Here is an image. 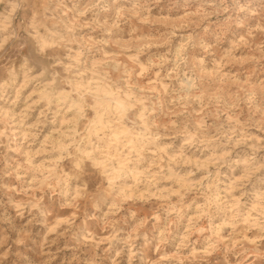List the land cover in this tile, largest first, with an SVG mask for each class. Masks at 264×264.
Masks as SVG:
<instances>
[{
    "label": "rangeland",
    "instance_id": "obj_1",
    "mask_svg": "<svg viewBox=\"0 0 264 264\" xmlns=\"http://www.w3.org/2000/svg\"><path fill=\"white\" fill-rule=\"evenodd\" d=\"M0 264H264V0H0Z\"/></svg>",
    "mask_w": 264,
    "mask_h": 264
},
{
    "label": "bare ground",
    "instance_id": "obj_2",
    "mask_svg": "<svg viewBox=\"0 0 264 264\" xmlns=\"http://www.w3.org/2000/svg\"><path fill=\"white\" fill-rule=\"evenodd\" d=\"M97 91L96 93V96L100 97L99 101H98V105L99 106H102L104 109L107 108L110 103H111V106L113 105V108L121 113H123L126 109V103L121 101L118 97H108V98H103L102 96H99L100 95V91L98 90V88H96L95 92Z\"/></svg>",
    "mask_w": 264,
    "mask_h": 264
}]
</instances>
